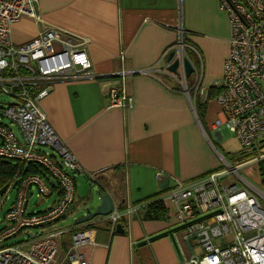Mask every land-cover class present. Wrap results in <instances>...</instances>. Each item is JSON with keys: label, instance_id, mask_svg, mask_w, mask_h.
<instances>
[{"label": "crops", "instance_id": "crops-1", "mask_svg": "<svg viewBox=\"0 0 264 264\" xmlns=\"http://www.w3.org/2000/svg\"><path fill=\"white\" fill-rule=\"evenodd\" d=\"M180 8L186 41L203 64L200 90L189 95L180 78L164 70L162 61L177 42ZM36 9L41 21L23 18L14 26L16 45L54 27L86 40L93 63L94 77L56 83L41 102L51 126L86 174L77 178L71 214L58 224L69 229L61 238L58 264H72L66 255L75 222H67L80 204L90 203L93 211L101 205L93 189L110 195L124 209L165 199L176 180L191 183L226 169L227 155L233 153L225 130L214 129L221 116L214 88L222 80L230 54L232 28L219 0H38ZM157 66L161 71L142 74ZM122 70L129 72L124 84L119 76ZM193 81L194 76L189 78L192 89ZM123 85L131 107L111 104L110 89ZM197 103L206 104L201 117ZM245 152L230 159L241 165L250 162L253 156ZM257 177L264 186L259 164ZM50 200L53 204L56 197L46 202ZM259 200L264 207V197ZM169 205L163 221L146 220L145 209L124 219V234H112L107 218L81 225L79 229H95L94 244L80 250L84 260L88 264H183L193 253H201L198 246L184 242L185 229L178 226L176 208Z\"/></svg>", "mask_w": 264, "mask_h": 264}, {"label": "built area", "instance_id": "built-area-1", "mask_svg": "<svg viewBox=\"0 0 264 264\" xmlns=\"http://www.w3.org/2000/svg\"><path fill=\"white\" fill-rule=\"evenodd\" d=\"M37 3L0 0V93L12 100L0 107V158L17 167L4 193L0 191V264L59 263L61 238L69 229L58 224L71 214L77 200V178L86 175L51 126L41 102L56 83L94 77L87 41L50 27L29 43L16 45L12 30L19 21H41ZM219 7L229 18L232 39L222 80L215 85L221 116L214 129H228L244 151L260 154L264 152V0H219ZM177 34L174 61H181L180 84L187 93L184 59L188 46L181 8ZM120 58L125 63L124 53ZM195 70L199 84L203 70ZM159 71L157 66L142 74ZM119 76L124 84L129 72L122 70ZM109 94L112 105L132 106L124 85L110 89ZM258 160H264V154ZM224 165V171L191 183L176 180L168 196L160 199L168 210L169 204L176 208L177 224L185 229L184 242L201 248V253H193L183 264H264V207L258 198L264 195L242 178L238 166ZM232 175L250 189L240 188L237 178L230 182ZM12 191H16V198L1 217ZM35 191L40 200L56 197L55 203L46 211L30 212ZM148 204L124 209L115 205L107 217L110 232L115 233L117 225L138 215ZM79 227L74 226L66 260L88 264L80 250L94 244L95 229ZM19 235L26 237L8 245Z\"/></svg>", "mask_w": 264, "mask_h": 264}, {"label": "rangeland", "instance_id": "rangeland-1", "mask_svg": "<svg viewBox=\"0 0 264 264\" xmlns=\"http://www.w3.org/2000/svg\"><path fill=\"white\" fill-rule=\"evenodd\" d=\"M185 41H186V39H185ZM186 44H187L188 48L186 50V55H185V59H184V66H185V61L188 60L192 64V67H193V72H192V74L190 76H188L187 71H186L187 87L189 88L187 93L190 94L191 92H199V90H200L201 82L199 84H196V76H195L196 70H195V68L196 69H200L199 71H202L203 69H201V68H203V64H202V61H201L198 53L196 52V49L192 48L187 43V41H186ZM174 48H175V46H174ZM174 48L172 49L171 52H168V54H167L168 56H167L166 62L164 64L165 65L164 70H166L169 74H172L173 76H175V77L177 76L178 78H180V83H181L182 82V76L180 74L181 61L180 60H175V61H179L178 74H174V73L170 72L169 69H168L175 62L174 61L175 56H174V58H173V60L171 62H168V57H169L170 53L175 52ZM189 49L192 50L194 53H196V55H198L197 56L198 57V63H195V62L191 61V59L189 58V53H188ZM175 55H176V53H175ZM185 69H186V66H185ZM202 73H203V71H202ZM192 76H194L193 89L189 85V78L192 77ZM190 82H192V78L190 79ZM214 89H216V88H214ZM10 103H12V100L9 97H7L5 94L0 93V107L3 106V105H8ZM4 123L8 124L9 121L8 120H4ZM222 129L225 130L226 137L230 138V140H228V142H229V146L231 148V151L233 153L232 155H227L228 156V162L226 161V163L229 164L232 167H237L238 165H241V164L235 163L233 160L230 159L231 158L230 156H238L239 157L241 155V153H243L245 151L243 149H241V147L238 144L235 136L228 129H226V128H222ZM16 131L18 132L17 129H16ZM220 153L223 154V156H226V154H227L226 152H224V153L220 152ZM245 153L254 154L255 155V157L253 156L251 160H253V159L258 160L259 155L264 154V152H262V151L260 152V154L257 153V152H251V151H246ZM251 160H250V162H247V163L242 164L241 166H238L239 167L238 168L239 169V174L242 176V178L248 184L254 186L259 191L264 192V186L262 185V183H260L258 181V177H257V164H259L260 160H258V161H251ZM225 168H227V167L225 166ZM235 178H237L235 175L230 176V179H232V180L233 179L236 180ZM236 181H237V184H238V186L240 188L250 189V187L248 185H246L244 182H242L238 178H237ZM82 185H83V187H85V183H82ZM96 192H98V191H94V189H93V194L94 195L96 194ZM258 197L260 198L259 195H258ZM15 198H16V191H12L11 194H10V200H8V202L6 203L4 211L1 213V217H3L4 213L11 207V205L14 202ZM46 201L40 200V198L37 196V192L35 191V195L33 196V198L30 199V202H29V211L33 212V213L46 211V209H48L50 207V205L52 204V200H50L48 202H46ZM263 204H264V202H263ZM93 207L94 206L91 205L90 203L80 204V209L78 211H77V208H75L73 210V211L76 212V215L74 216V218L68 220L67 223L68 224L74 223L76 219H78L83 214H85L87 209H92ZM118 208H121V207L118 206ZM94 209H96V208H94ZM168 212H169V210H168ZM0 228H1V226H0ZM116 231H117V229H116ZM25 237H26L25 235H19V236L15 237V238L9 240V242H7V243H8V245H13L15 243H18V242L24 240Z\"/></svg>", "mask_w": 264, "mask_h": 264}, {"label": "trees", "instance_id": "trees-1", "mask_svg": "<svg viewBox=\"0 0 264 264\" xmlns=\"http://www.w3.org/2000/svg\"><path fill=\"white\" fill-rule=\"evenodd\" d=\"M188 53L191 61L198 63V60H195L192 57L193 55L192 53L194 52L189 49ZM197 108L199 110L198 113L201 117L204 114L206 104H202V105L198 104ZM250 156H254V154H250ZM16 168L17 167L14 164L5 162L0 158V191L10 184V182L12 181L15 175ZM259 168H260L261 177L263 178L264 181V160L259 161ZM165 207L166 206H164L162 201H155L148 204V206L145 208L144 218L146 220H151V221L166 220L168 218V211Z\"/></svg>", "mask_w": 264, "mask_h": 264}, {"label": "water", "instance_id": "water-1", "mask_svg": "<svg viewBox=\"0 0 264 264\" xmlns=\"http://www.w3.org/2000/svg\"><path fill=\"white\" fill-rule=\"evenodd\" d=\"M175 56V52L170 53L168 57V62H171ZM186 71L188 76H190L193 72L192 64L186 60L185 61ZM178 68H179V61H175L168 69L170 72L174 74H178ZM5 188L1 190V193H4ZM101 201V205L98 206L94 211L92 209H87V214L85 216H82L78 218L75 221V226H81L85 224H89L93 222L96 218H107L109 217L115 207V201L112 199V197L108 194L103 193L102 191L96 192L94 195ZM122 207V204L120 205ZM117 233L124 234L125 230L121 224L117 225ZM34 234H32L33 236Z\"/></svg>", "mask_w": 264, "mask_h": 264}]
</instances>
